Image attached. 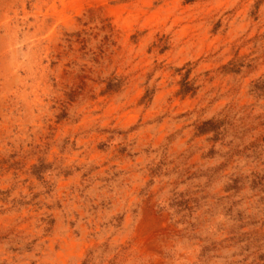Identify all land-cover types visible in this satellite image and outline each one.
Wrapping results in <instances>:
<instances>
[{
	"label": "rangeland",
	"instance_id": "rangeland-1",
	"mask_svg": "<svg viewBox=\"0 0 264 264\" xmlns=\"http://www.w3.org/2000/svg\"><path fill=\"white\" fill-rule=\"evenodd\" d=\"M0 264H264V0H0Z\"/></svg>",
	"mask_w": 264,
	"mask_h": 264
},
{
	"label": "bare ground",
	"instance_id": "bare-ground-1",
	"mask_svg": "<svg viewBox=\"0 0 264 264\" xmlns=\"http://www.w3.org/2000/svg\"><path fill=\"white\" fill-rule=\"evenodd\" d=\"M136 9H138V8H136ZM39 10H40V9H39ZM123 10H124V9H123ZM117 12H120V11H117ZM122 13H123V12H122ZM140 13H141V12H140ZM128 16H129V15H128ZM119 18H120V17H119ZM127 18H128V17H127ZM85 237H86V236H85ZM85 237H84V238H85ZM89 242H90V241H89ZM72 245H73V244H72ZM75 246H76V245H75ZM73 247H74V246H73Z\"/></svg>",
	"mask_w": 264,
	"mask_h": 264
}]
</instances>
